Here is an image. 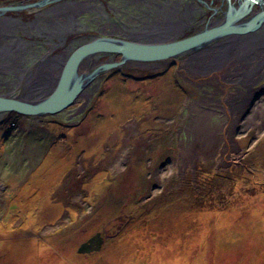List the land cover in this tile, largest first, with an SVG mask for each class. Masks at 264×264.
<instances>
[{
    "label": "rangeland",
    "instance_id": "rangeland-1",
    "mask_svg": "<svg viewBox=\"0 0 264 264\" xmlns=\"http://www.w3.org/2000/svg\"><path fill=\"white\" fill-rule=\"evenodd\" d=\"M41 27L19 28V38L61 43L51 19ZM260 28L189 53L197 58L175 72L168 61L102 73L59 114L10 113L0 130V264H264ZM9 31L0 27L3 74L25 48ZM39 79L17 96L45 95ZM8 80L0 93L13 95ZM207 112L211 123L225 117L223 139L194 153L186 147Z\"/></svg>",
    "mask_w": 264,
    "mask_h": 264
},
{
    "label": "flooded vegetation",
    "instance_id": "flooded-vegetation-1",
    "mask_svg": "<svg viewBox=\"0 0 264 264\" xmlns=\"http://www.w3.org/2000/svg\"><path fill=\"white\" fill-rule=\"evenodd\" d=\"M45 1L0 0V8H20L17 11H6L0 15V27L10 30L14 42L22 41L19 38V28L25 30L30 28L31 31L34 29L41 32L39 35L45 34L41 26L46 24L48 19H51L55 25L54 30L63 35L61 43L58 37L54 35L51 37L57 40L59 45L22 41L21 44L25 46L24 51L21 53L18 50L9 51L13 53L10 56H14L13 64H17L18 67L13 66L12 71L8 74L0 73V85H7L10 82L8 79H12V82L15 83L13 90L20 92L19 89L26 85L31 77L39 73V78H41L39 82H42V86L45 85L46 91H48L45 95L36 96L33 100L23 99L21 95L15 96L16 99L28 102L40 101L51 93L59 81L58 78L67 58L73 50L88 41L97 38H113L133 43L155 44L180 40L196 34L205 25L216 26L222 20L223 12L228 8L226 0ZM231 3L237 6L238 0H231ZM35 4H39V6ZM77 9L83 10L82 13L76 12ZM60 17L62 19H59ZM260 29H264V26ZM257 31L253 34L260 37ZM214 45L216 43L197 55L203 53L207 55L206 53H209ZM63 58L64 61L61 62ZM196 58L197 56L190 54L178 57L176 62L168 63V68H172L175 72ZM90 59V62L86 60L81 64L83 69L87 67V73L101 64L120 61L121 56L119 54H95ZM150 64L152 63L127 62L120 68L108 72L132 76V74L138 71L143 72L148 66H152ZM101 76L102 74L99 77ZM8 95L10 96V92L0 93V96ZM8 115L10 113L0 115V130L8 124Z\"/></svg>",
    "mask_w": 264,
    "mask_h": 264
},
{
    "label": "water",
    "instance_id": "water-1",
    "mask_svg": "<svg viewBox=\"0 0 264 264\" xmlns=\"http://www.w3.org/2000/svg\"><path fill=\"white\" fill-rule=\"evenodd\" d=\"M52 2L46 0L45 2ZM228 8L222 21L214 27L186 38L166 43L142 44L113 38H97L81 45L67 58L61 70L60 79L51 93L40 101L16 99L17 92L10 96H0V114L14 112L24 116L55 115L68 108L81 95L84 88L97 76L109 70L120 68L127 62L152 63L168 62L177 56L201 51L211 43L226 36H242L258 30L264 25V0H238L234 6L226 0ZM39 6V4H35ZM255 6L259 8L255 10ZM20 8H0V15L6 11ZM250 13L252 15L247 17ZM244 20V21H241ZM95 54H119L120 61L104 63L87 73L81 64ZM89 63L87 64V66ZM90 244H84L80 252L90 250ZM99 247V246H97Z\"/></svg>",
    "mask_w": 264,
    "mask_h": 264
},
{
    "label": "bare ground",
    "instance_id": "bare-ground-1",
    "mask_svg": "<svg viewBox=\"0 0 264 264\" xmlns=\"http://www.w3.org/2000/svg\"><path fill=\"white\" fill-rule=\"evenodd\" d=\"M255 10L258 11L259 8L257 6H255ZM249 15H252V13H250ZM1 60H3V57H1ZM12 66H15V68L18 67L17 64H15V65L13 64ZM58 79H60V76H59ZM246 83H248V79H246ZM246 83L244 84L245 87L248 86ZM230 110H231V112L234 111L233 108H231ZM191 111H193V110H191ZM209 112H207L204 115L202 114L203 115L201 117V119H202V122L201 123L202 124L199 125L197 129H195L196 132H194V134L196 136V144L191 143L188 147H186V149H189V150H191L193 152L195 151L196 153H201V154L202 153H206L207 154V152H209L210 150H212V148L214 147V145L218 143L216 137L218 139H220V140L223 139L224 130H223L222 127H224V125L221 126L220 124L225 120V117H222V120L223 121H220V124L211 123L209 120H210V118L213 115L211 113H209ZM9 113H13L14 114V112H9ZM4 114H6V113H4ZM21 116H24V115H21ZM203 123H206L205 124L206 129L202 126ZM209 124H210V126H209ZM187 135H189L188 132H187ZM198 144H199L200 148H199V146L196 147V145H198ZM201 145L203 146V148H202Z\"/></svg>",
    "mask_w": 264,
    "mask_h": 264
}]
</instances>
